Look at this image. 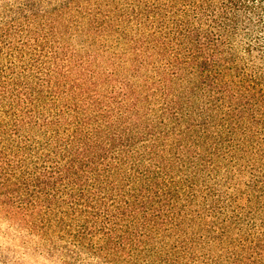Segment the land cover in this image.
<instances>
[{"label": "trees", "instance_id": "trees-1", "mask_svg": "<svg viewBox=\"0 0 264 264\" xmlns=\"http://www.w3.org/2000/svg\"><path fill=\"white\" fill-rule=\"evenodd\" d=\"M0 215L64 264H264V0H0Z\"/></svg>", "mask_w": 264, "mask_h": 264}, {"label": "rangeland", "instance_id": "rangeland-1", "mask_svg": "<svg viewBox=\"0 0 264 264\" xmlns=\"http://www.w3.org/2000/svg\"><path fill=\"white\" fill-rule=\"evenodd\" d=\"M72 43H77L76 41ZM16 230L15 222L0 215V264H64L61 247L50 248L49 243H56V238L43 239L37 233H31L24 227ZM63 248L68 251L76 250L64 242ZM80 254L78 264H104L100 260H83L84 254ZM89 260V261H88Z\"/></svg>", "mask_w": 264, "mask_h": 264}]
</instances>
